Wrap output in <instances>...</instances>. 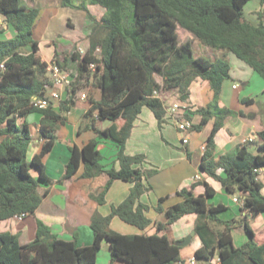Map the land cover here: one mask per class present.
Masks as SVG:
<instances>
[{"label": "trees", "instance_id": "obj_1", "mask_svg": "<svg viewBox=\"0 0 264 264\" xmlns=\"http://www.w3.org/2000/svg\"><path fill=\"white\" fill-rule=\"evenodd\" d=\"M249 1L90 0L105 11L99 20L94 19L90 48L83 55L74 52L80 60L78 81L83 77L93 78L94 86L101 90V99L87 115L96 111L99 120H109L111 124L98 130L96 139L82 147H71L65 178L74 175L83 161V177L105 172L100 140L109 138L118 147L120 167L106 169L109 180L94 198L104 203L115 180L133 185L120 204L111 206L108 215H93L91 245L79 246L77 234L73 240L63 239L38 220L36 237L28 243L21 242L19 233L0 232V264H99L98 254L105 241L110 246V260L106 264L179 262L181 246L171 242L167 235L123 234L110 225L114 217L140 229L152 223L146 214L150 205L141 203L140 198L149 190L147 180L155 170L142 166L145 154L126 153L127 141L144 107L154 112L161 127L165 123L164 99L155 92L163 95L166 91H175L181 100H186L192 83L199 77L211 83L215 98L208 106L199 108L197 112L202 115V122L194 127L201 129L210 118H217L202 168L219 180L228 193L239 196L244 209L264 211L263 183L259 177V171L264 169V130L260 132L263 140L259 145L260 153H253L251 142H245L233 155H224L218 161L211 158L215 149L214 135L231 113L218 106L231 65L224 57L213 59L196 55L192 45V39H198L215 49L232 52L264 78V22L254 24L245 19L244 8ZM63 3L73 6L70 0ZM76 7L89 11L84 3ZM0 15L16 29L12 38L0 40V64L5 63V69H0V220H8L33 215L40 206L39 178L47 179L43 157L57 140L56 126L63 116L52 104L45 109L31 104L32 97L48 95L47 86L51 82L48 64L38 55V40L33 36L40 8L29 6L23 0H0ZM179 28L186 34L191 33L192 39L182 42ZM90 63L96 64L97 71L88 68ZM33 112L42 115L40 132L46 140L40 153L29 160L33 140L31 126L27 120L23 123L19 120ZM219 168H223L222 174ZM34 169L40 171L39 177L34 176ZM213 192L208 186L207 195ZM177 194L183 199L166 210L167 223L158 224L160 230L186 214L197 213L195 231L202 246L195 255L203 264H214L212 259L217 251L220 264H264V241L256 240L248 224L249 241L242 247L234 246L232 229L237 220L221 218L220 213L227 210L225 205L209 204L206 196H195L192 188H183ZM166 198H160L157 210H164L161 204Z\"/></svg>", "mask_w": 264, "mask_h": 264}, {"label": "crops", "instance_id": "obj_2", "mask_svg": "<svg viewBox=\"0 0 264 264\" xmlns=\"http://www.w3.org/2000/svg\"><path fill=\"white\" fill-rule=\"evenodd\" d=\"M23 1L29 6L39 7L35 5L38 3L37 0ZM57 4L58 7L42 8L34 26L33 36L38 40V55L47 64L58 60L64 68L76 71L79 70L80 60L77 53L74 56V52L81 54V50L86 52L90 48L94 19L99 20L97 16L101 17L105 9L100 5L91 4L100 6L97 8H101L102 15L97 10H95L97 15L85 10L79 11L77 15L75 10L71 9L76 7L65 5L63 1ZM244 17L254 24L264 22V2L250 0L245 5ZM15 34L14 26L5 16L0 15V40L10 39ZM209 48L211 58L224 57L231 65L230 77L223 82L218 98V106L228 109L231 113L225 117L222 126L214 135L215 149L211 158L218 161L224 155H233L245 142H251L252 152L258 154L259 145L263 141L260 132L264 130V78L232 52ZM48 75L50 77L49 73ZM87 78H80L79 81L76 79L77 82L75 81L72 86L62 89V100H53L52 105L60 110L63 120L56 126L57 140L43 157L47 179L39 178L38 191L42 195L40 206L33 215L21 219L14 217L0 220L2 221L0 232L19 233L22 243H28L36 237L38 220H42L59 237L73 240L77 234L79 246L91 245L94 241L91 226L93 215L95 213L108 215L111 206L120 204L128 196L133 185L131 182L115 180L106 193L104 203L101 204L94 198L109 180L106 169L120 167L117 160L118 147L109 138L100 140L101 164L105 166V172L93 177H83L85 169L83 161L74 175L65 178L67 163L72 154L71 147H82L88 141L96 139L99 136L98 130L111 124L109 120H99L96 111L87 115L90 108L101 99L100 88L94 86L92 77ZM56 88L51 81L47 86V92L50 93ZM83 92L88 93L87 99L81 98ZM71 95L73 96L70 101ZM163 98L167 112L163 126L159 125L154 112L149 107H144L135 121L126 145V153L145 154L146 160L142 166L155 170L147 180L149 190L140 198L141 203L150 205L146 214L152 223L147 228L140 229L119 217H114L110 227L123 234L159 233L167 235L173 243L184 241L195 230L199 216L197 213L186 214L162 230L158 228V224L167 223L166 210L182 201L183 198L177 192L183 188H192L195 196H206L209 204H223L227 207V210L220 213L221 218L237 220L232 229L234 246L242 247L249 241L246 224L254 230L256 240L263 242L264 211L253 212L244 209L242 201H235L234 195L228 193L219 180L208 175L202 168L203 156L217 118H210L201 129L195 128L194 125L202 122V115L197 112L199 108L208 106L215 98L211 83L199 77L192 83L186 100H181L175 91L164 92ZM176 101L181 103V109L171 112L172 104ZM35 114L37 115H34L32 120L29 119L31 114L19 120L20 123L27 120L31 126L33 140L29 147V160L40 153L46 140L40 132L42 115L36 112ZM182 118L192 123V128L188 131L180 130L178 127V120ZM185 136L188 137L186 143L183 142ZM218 171L220 174L224 172L223 168H219ZM33 174L39 177L40 171L34 169ZM259 177L263 183L264 194V169L259 171ZM208 186L214 190V194L207 195ZM166 196L161 204L164 210H157L160 198ZM201 246V238L195 231L191 242L181 246V260L175 264H203L195 255ZM101 250L110 252L107 241L102 244ZM217 261H220L219 251L212 259L214 264Z\"/></svg>", "mask_w": 264, "mask_h": 264}, {"label": "built area", "instance_id": "obj_3", "mask_svg": "<svg viewBox=\"0 0 264 264\" xmlns=\"http://www.w3.org/2000/svg\"><path fill=\"white\" fill-rule=\"evenodd\" d=\"M82 51V55L85 53L84 50ZM88 68L95 72L97 71V67L95 63L88 64ZM0 69H5V63L2 62L0 64ZM48 72L50 74V78L52 81V84L57 87L56 90H53L52 92L48 93V95L40 97V96H34L32 97L31 104L38 108H48L53 103V100H62V89L67 86H72L73 82L79 77V71H72L70 69L64 68L61 64L57 63L56 61L51 62L48 64ZM155 95L159 96L158 92H155ZM88 94L86 92H83L81 94V98L87 99ZM180 105L178 103H175L172 105L170 111L175 112L177 110H180ZM183 119V120H182ZM179 119L178 120V127L180 130L188 131L190 128H192V123L187 119ZM252 140V139H250ZM183 142H188V137L185 136L183 138ZM235 201H239L238 197H234ZM18 218H23L24 215L16 216ZM192 263L194 260L191 261ZM216 264H220V262H217Z\"/></svg>", "mask_w": 264, "mask_h": 264}, {"label": "rangeland", "instance_id": "obj_4", "mask_svg": "<svg viewBox=\"0 0 264 264\" xmlns=\"http://www.w3.org/2000/svg\"><path fill=\"white\" fill-rule=\"evenodd\" d=\"M34 1H36V0H34ZM60 1H64V0H37V2L38 3H35V5H39V7H40V11H41V9L42 8H44L45 6H47V7H58V5L59 4H57V2H60ZM70 2H71V4H73V6L74 7H76V6H78V5H80V4H82V3H84L85 5H87L88 7H89V12L91 13V14H93L94 15V13H96L95 12V10H97V11H99L100 12V15H102V13H101V8H97V7H100V6H93V5H91V3H90V0H70ZM30 4H33V3H30ZM76 8H78V7H76ZM76 8H72L71 7V9H73V10H75L74 12L78 15L79 14V11H83V10H85V11H87L86 9H84V8H80V10H77ZM102 8H104V7H102ZM96 15H97V13H96ZM102 17V16H101ZM100 16H97V18H101ZM41 18H42V16L40 17V20H41ZM78 18V17H77ZM40 20L37 22L38 23V26H39V22H40ZM37 26V27H38ZM37 29V28H36ZM179 34L181 35V41L183 42V41H185V40H187V39H192L191 37V33H189V34H186V33H184L183 32V29L182 28H179ZM186 34V35H185ZM183 39V40H182ZM193 41V48H194V53L195 54H203V55H205V56H208V57H211V50H210V46H208V45H206V44H204V43H202L201 41H199L198 39L196 40V39H192ZM78 69V68H77ZM226 80V79H225ZM162 96H164V94L162 95ZM175 103H178L179 105L181 104L179 101H176V102H174L173 104H175ZM172 104V105H173ZM34 115L36 116L37 114H35V112H33V113H31V116H30V118L29 119H31L32 120V118H34ZM21 120H23V119H21ZM122 221V220H121ZM0 222H2V221H0ZM122 223H125V222H122ZM126 225H129V224H126ZM134 228V227H133ZM188 245V244H187ZM186 246V245H185ZM101 250V249H100ZM109 260H110V252H107V251H104V250H101L100 252H99V255H98V258H97V262L99 263V264H106L107 262H109Z\"/></svg>", "mask_w": 264, "mask_h": 264}, {"label": "water", "instance_id": "obj_5", "mask_svg": "<svg viewBox=\"0 0 264 264\" xmlns=\"http://www.w3.org/2000/svg\"><path fill=\"white\" fill-rule=\"evenodd\" d=\"M194 234H195V230L184 241H179L176 244L179 245V246H185V245L189 244L191 242L192 237H193Z\"/></svg>", "mask_w": 264, "mask_h": 264}, {"label": "clouds", "instance_id": "obj_6", "mask_svg": "<svg viewBox=\"0 0 264 264\" xmlns=\"http://www.w3.org/2000/svg\"><path fill=\"white\" fill-rule=\"evenodd\" d=\"M84 52H85V51H84ZM52 62H53V61H52ZM59 64H61V63H59ZM61 65H62V64H61ZM48 73H49V72H48ZM77 79H78V78H77ZM75 81H76V80H75ZM75 81H74V82H75ZM74 82H73V84H74ZM73 84H72V85H73ZM86 93H87V92H86ZM158 93H159V96H161L162 99H164L163 96L161 95V93H160V92H158ZM87 94H88V93H87ZM87 98H88V97H87ZM180 108H181V105H180ZM235 196L238 197L239 201H242V200L239 198V196L234 195V197H235ZM237 202H238V201H237ZM217 262H220V261H217ZM217 262H216V263H217ZM193 263H194V262H193ZM216 263H215V264H216Z\"/></svg>", "mask_w": 264, "mask_h": 264}]
</instances>
